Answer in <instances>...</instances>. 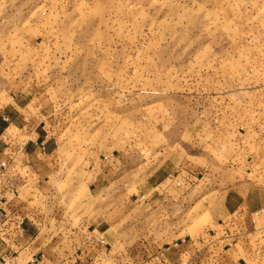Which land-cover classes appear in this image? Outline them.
I'll use <instances>...</instances> for the list:
<instances>
[{"label":"rangeland","instance_id":"1","mask_svg":"<svg viewBox=\"0 0 264 264\" xmlns=\"http://www.w3.org/2000/svg\"><path fill=\"white\" fill-rule=\"evenodd\" d=\"M0 21L19 74L56 108L60 190L93 199L86 210L123 206L112 253L138 238L216 241L212 211L234 186L264 210V0H0ZM119 156L116 183L87 196ZM248 241L264 264V225Z\"/></svg>","mask_w":264,"mask_h":264},{"label":"crops","instance_id":"2","mask_svg":"<svg viewBox=\"0 0 264 264\" xmlns=\"http://www.w3.org/2000/svg\"><path fill=\"white\" fill-rule=\"evenodd\" d=\"M2 23L0 226L7 216L19 217L23 232L15 240L2 238L0 232V264H250L253 247L248 237L257 233L258 223L264 225V216L255 221L259 207L256 190L243 185L229 188L212 211L214 221L225 226L214 242L205 243L196 235L171 243L138 238L126 252L108 250L113 229L124 216L123 206L115 212V207L105 212L86 210L93 199L88 204L77 198L73 201L75 191L60 190L64 182L63 131L58 128L56 108L41 84L33 86L19 74L9 50L2 46L1 38L7 36ZM38 25L41 32L35 37L46 40L50 25ZM125 157L112 158L114 171L103 167L94 172L87 196L99 199L116 183L117 169L127 162ZM95 167L93 164L90 170Z\"/></svg>","mask_w":264,"mask_h":264},{"label":"built area","instance_id":"3","mask_svg":"<svg viewBox=\"0 0 264 264\" xmlns=\"http://www.w3.org/2000/svg\"><path fill=\"white\" fill-rule=\"evenodd\" d=\"M261 213H264V210L257 211L255 215H259ZM22 222V218H11L10 216H7L5 220L2 221L0 226L2 238L4 236L6 240H15L21 236L23 232Z\"/></svg>","mask_w":264,"mask_h":264}]
</instances>
